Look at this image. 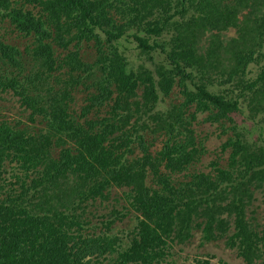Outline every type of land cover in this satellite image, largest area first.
Returning <instances> with one entry per match:
<instances>
[{"label": "trees", "instance_id": "obj_1", "mask_svg": "<svg viewBox=\"0 0 264 264\" xmlns=\"http://www.w3.org/2000/svg\"><path fill=\"white\" fill-rule=\"evenodd\" d=\"M6 19L29 43L0 35V99L12 91L29 116L0 122V264H164L194 230L225 237L246 264L262 257L264 225L248 206L264 192V144L226 124L240 96L264 120V0H0ZM130 39L169 63L131 67L119 49ZM176 86L181 98L157 108ZM199 113L228 134L227 163L209 171L195 168L206 153ZM147 132L163 136L160 148ZM113 186L138 213L128 243L108 232L112 219L102 232L83 217Z\"/></svg>", "mask_w": 264, "mask_h": 264}, {"label": "rangeland", "instance_id": "obj_2", "mask_svg": "<svg viewBox=\"0 0 264 264\" xmlns=\"http://www.w3.org/2000/svg\"><path fill=\"white\" fill-rule=\"evenodd\" d=\"M176 1L177 0H174V3ZM12 28H14V26L9 23L8 19H6L4 23L0 22V35L7 36L11 41V44L23 48L26 43H29L28 38ZM234 35H236V30L231 28L225 32L223 36L228 38ZM170 36L171 33L165 32L162 36L156 37V40L160 43H167ZM130 40L124 42L123 45L120 42L119 49L124 53L131 67H135L139 63H144L147 67L154 69L157 64L166 65V63H169L166 59V51L156 48L150 53V55H146L137 47V42L134 39ZM252 65L254 69L249 73V76L251 77L252 75V77H255L260 71V64L257 67L254 66V63H252ZM233 87V85H229L227 88L232 89ZM234 89L239 91L236 88ZM11 94L12 93H4L2 95L3 97L0 99V122L8 121L11 124H16V126L22 127L28 124L27 117L29 116V111L24 109L17 96ZM236 95V92H232L227 97L234 99L237 98ZM179 98H181L180 87L176 86L174 87L173 93L170 94V96L163 98L157 108L165 110L170 102L173 103ZM239 99V105L241 108L232 113L234 122H229L226 126H236L237 130L242 133V137H244V140L246 141L264 144L263 114L254 116L249 101L243 96H240ZM83 104H85V94L79 92L72 103V107L79 112ZM206 115L207 113H199L197 120L193 122L199 140L203 141L206 147V153L203 155L202 160L195 164V168L198 170L209 171L212 169L210 162L214 158H218V161L225 165L228 161L230 150L222 151L221 149V144L227 139L228 134L223 133V130L220 129L217 123L207 121L205 119ZM146 135L150 138V141L153 142L151 149L155 150L162 146V135L148 134V132ZM136 153H141L138 148ZM7 162L8 161L5 162V168L8 169V171L4 176L12 178L11 174L16 171L12 170V167L15 164H8ZM12 179L15 180V178ZM6 190L7 189L0 191L4 193ZM125 190L126 188L113 186L110 189L109 198L90 200L86 203L84 213L82 212V209H79V212L83 213L85 219H91V225L96 224L98 226L97 231H105L107 229L105 225L106 220L112 219V223L109 225L110 227H108V232L120 236L124 243H128L129 235L137 224L138 213L129 206L125 196ZM248 218L259 229L264 225L263 191L255 190L253 203L248 206ZM92 229L93 228L91 227L89 230ZM263 259L264 254L253 264H264ZM202 261H209L211 264H246L244 259L238 256L236 248L228 247L226 245L225 237L215 241L203 240L201 230H194L192 237L183 243L176 241L171 242L170 253L166 257L164 264H205Z\"/></svg>", "mask_w": 264, "mask_h": 264}, {"label": "clouds", "instance_id": "obj_3", "mask_svg": "<svg viewBox=\"0 0 264 264\" xmlns=\"http://www.w3.org/2000/svg\"><path fill=\"white\" fill-rule=\"evenodd\" d=\"M7 93H12V91H9V92H7ZM12 95V94H11ZM16 96V95H15ZM18 98V97H17Z\"/></svg>", "mask_w": 264, "mask_h": 264}]
</instances>
